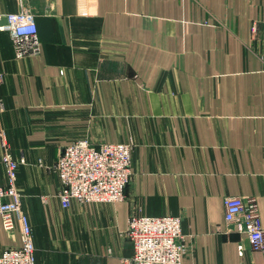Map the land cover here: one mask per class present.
<instances>
[{
  "label": "crops",
  "instance_id": "obj_1",
  "mask_svg": "<svg viewBox=\"0 0 264 264\" xmlns=\"http://www.w3.org/2000/svg\"><path fill=\"white\" fill-rule=\"evenodd\" d=\"M22 10L42 51L17 59L0 32V98L36 264H122L132 216L180 217L181 264H264L225 219L255 198L264 225V0H0ZM80 140L133 144L125 201L62 207L55 166ZM21 244L0 217V255Z\"/></svg>",
  "mask_w": 264,
  "mask_h": 264
},
{
  "label": "built area",
  "instance_id": "obj_2",
  "mask_svg": "<svg viewBox=\"0 0 264 264\" xmlns=\"http://www.w3.org/2000/svg\"><path fill=\"white\" fill-rule=\"evenodd\" d=\"M0 32L11 35L17 59L41 54V41L35 18L22 10L0 14ZM5 105L0 98V140L5 150L2 159L6 182L0 181V217L8 232H21L20 247L8 248L0 255V264H36L31 222L23 210L17 187L18 170L25 159L17 160L9 152L2 115ZM134 146L131 143H103L98 148L80 140L63 149L55 166L61 190L59 198L68 209L74 201L80 204L123 202L131 182ZM225 219L229 228L246 235L252 250L264 257V225L255 198L225 199ZM127 237L134 246V255L122 264H181L187 253L180 217H139L129 219Z\"/></svg>",
  "mask_w": 264,
  "mask_h": 264
}]
</instances>
